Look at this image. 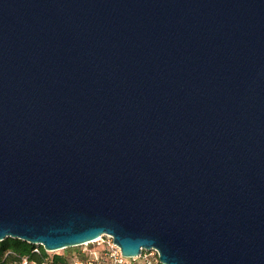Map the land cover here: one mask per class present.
Instances as JSON below:
<instances>
[{
    "label": "water",
    "instance_id": "1",
    "mask_svg": "<svg viewBox=\"0 0 264 264\" xmlns=\"http://www.w3.org/2000/svg\"><path fill=\"white\" fill-rule=\"evenodd\" d=\"M103 233L264 264V0H0V240Z\"/></svg>",
    "mask_w": 264,
    "mask_h": 264
},
{
    "label": "built area",
    "instance_id": "2",
    "mask_svg": "<svg viewBox=\"0 0 264 264\" xmlns=\"http://www.w3.org/2000/svg\"><path fill=\"white\" fill-rule=\"evenodd\" d=\"M112 241L113 237L110 234L103 233L80 245L82 257L75 255L66 262L56 264H160L158 251L153 247L142 249L137 256H124L119 246ZM34 251L39 252L37 247ZM104 258L107 260L105 261ZM22 263H27L26 257L22 258Z\"/></svg>",
    "mask_w": 264,
    "mask_h": 264
},
{
    "label": "trees",
    "instance_id": "3",
    "mask_svg": "<svg viewBox=\"0 0 264 264\" xmlns=\"http://www.w3.org/2000/svg\"><path fill=\"white\" fill-rule=\"evenodd\" d=\"M35 247L39 252L34 251ZM76 253L79 258L82 257L81 250ZM23 257H26V264H56L68 261L62 254H53L49 257L42 245L29 243L16 237H5L0 240V264H23Z\"/></svg>",
    "mask_w": 264,
    "mask_h": 264
},
{
    "label": "rangeland",
    "instance_id": "4",
    "mask_svg": "<svg viewBox=\"0 0 264 264\" xmlns=\"http://www.w3.org/2000/svg\"><path fill=\"white\" fill-rule=\"evenodd\" d=\"M82 246L78 245V246H70V247H66V248H62V249H57V250H50L47 251L49 257L52 256L53 254H62L65 255L66 259H72L73 257L78 256V250H81ZM104 260L106 261L107 258H104Z\"/></svg>",
    "mask_w": 264,
    "mask_h": 264
}]
</instances>
